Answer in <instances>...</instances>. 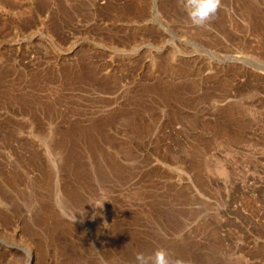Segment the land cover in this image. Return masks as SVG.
Here are the masks:
<instances>
[{
	"label": "rangeland",
	"instance_id": "rangeland-1",
	"mask_svg": "<svg viewBox=\"0 0 264 264\" xmlns=\"http://www.w3.org/2000/svg\"><path fill=\"white\" fill-rule=\"evenodd\" d=\"M158 2L0 0V264H264V0Z\"/></svg>",
	"mask_w": 264,
	"mask_h": 264
},
{
	"label": "clouds",
	"instance_id": "clouds-1",
	"mask_svg": "<svg viewBox=\"0 0 264 264\" xmlns=\"http://www.w3.org/2000/svg\"><path fill=\"white\" fill-rule=\"evenodd\" d=\"M180 4L194 26L206 27L214 21L222 6V0H180ZM103 202L95 206L103 207ZM135 260L136 264H180L179 261L174 262L164 248H158L147 255L137 253Z\"/></svg>",
	"mask_w": 264,
	"mask_h": 264
},
{
	"label": "bare ground",
	"instance_id": "bare-ground-1",
	"mask_svg": "<svg viewBox=\"0 0 264 264\" xmlns=\"http://www.w3.org/2000/svg\"><path fill=\"white\" fill-rule=\"evenodd\" d=\"M160 1V0H159ZM244 2V1H243ZM244 5H245V3H243ZM3 6V5H2ZM8 6V5H7ZM257 6V5H256ZM1 7V6H0ZM159 7H160V3L158 2V0H153V9H154V12L158 15V13H159ZM247 7V6H246ZM9 10V9H8ZM250 13V12H249ZM252 16V15H251ZM264 18V17H263ZM250 21V20H249ZM248 21V22H249ZM257 29V28H256ZM203 30V29H202ZM254 43V42H253ZM259 49V48H258ZM253 57V56H252ZM235 58V60H237V59H242L243 57H234ZM260 62V61H259ZM154 65V64H153ZM258 67H259V65H258ZM56 173V172H55ZM49 179V178H48ZM47 180V179H46ZM65 190V189H64ZM28 251H29V249H28ZM115 256V255H114ZM27 264H31V262L29 263V262H27Z\"/></svg>",
	"mask_w": 264,
	"mask_h": 264
}]
</instances>
